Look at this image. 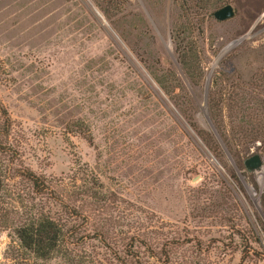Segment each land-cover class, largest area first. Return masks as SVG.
Instances as JSON below:
<instances>
[{"label":"rangeland","instance_id":"obj_1","mask_svg":"<svg viewBox=\"0 0 264 264\" xmlns=\"http://www.w3.org/2000/svg\"><path fill=\"white\" fill-rule=\"evenodd\" d=\"M210 1L0 0L15 161L66 204L91 191L115 246L143 218L140 239L160 242L144 264H264V144L243 151L233 135L264 125V0H217L235 9L223 21ZM52 200L40 201L59 211ZM83 241L74 264H123ZM64 252L35 261L0 231V264H69Z\"/></svg>","mask_w":264,"mask_h":264},{"label":"trees","instance_id":"obj_2","mask_svg":"<svg viewBox=\"0 0 264 264\" xmlns=\"http://www.w3.org/2000/svg\"><path fill=\"white\" fill-rule=\"evenodd\" d=\"M208 5L216 9L220 4L214 0ZM176 49L179 61L187 65L190 58L188 53L178 46ZM248 122H244V125H236L233 132L236 139L243 144V151H247L249 145L255 141L264 144V125L251 126V122ZM11 128L12 120L0 100V194L4 197L0 200V231H7L22 251L35 261H47L57 253H61L64 248L67 263L74 264L83 257L80 254L81 249L86 245L89 246L83 239L87 241L89 239L97 241L105 250L112 251L114 255L111 259L123 264H144L139 258L142 248L151 256L158 257L157 248L160 242L152 238L140 239L141 235L146 236L145 231L149 227H145L143 218L134 219L130 216L131 222L125 232L126 238L119 246H115L112 244L107 226L100 223L101 215L105 214L104 210L96 208L91 203L95 196L90 190L85 196L81 195L78 200L69 204L63 202L62 192H54L53 195L48 196L51 189L50 181L42 175L35 174L23 163L15 161L17 147L10 135ZM197 134L211 150L216 151L218 145L212 135L203 130H197ZM237 151L239 153L240 150ZM19 184L22 186L20 187ZM14 186L21 189L12 192L16 189ZM46 197L53 199V203L60 210L50 209L49 206L41 203V198ZM103 204L96 206L102 208ZM130 228L133 229L132 232ZM9 248L8 246L5 254L8 253ZM118 252L123 253L122 257L118 256Z\"/></svg>","mask_w":264,"mask_h":264},{"label":"water","instance_id":"obj_3","mask_svg":"<svg viewBox=\"0 0 264 264\" xmlns=\"http://www.w3.org/2000/svg\"><path fill=\"white\" fill-rule=\"evenodd\" d=\"M235 9L231 3L224 4L220 8L213 11V17L218 21L230 19L234 16ZM247 170L252 171L260 168L262 165V158L258 153H253L251 156L244 160Z\"/></svg>","mask_w":264,"mask_h":264}]
</instances>
